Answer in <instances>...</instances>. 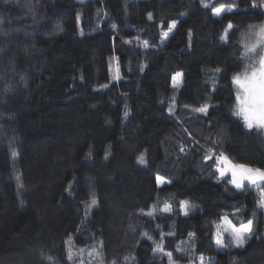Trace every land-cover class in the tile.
Instances as JSON below:
<instances>
[{
  "label": "trees",
  "instance_id": "trees-1",
  "mask_svg": "<svg viewBox=\"0 0 264 264\" xmlns=\"http://www.w3.org/2000/svg\"><path fill=\"white\" fill-rule=\"evenodd\" d=\"M263 22L264 0H0V264H71V236L102 264H264V184L215 169L264 171L235 98Z\"/></svg>",
  "mask_w": 264,
  "mask_h": 264
},
{
  "label": "rangeland",
  "instance_id": "rangeland-1",
  "mask_svg": "<svg viewBox=\"0 0 264 264\" xmlns=\"http://www.w3.org/2000/svg\"><path fill=\"white\" fill-rule=\"evenodd\" d=\"M227 9L226 6H220L213 13L219 16ZM88 27L90 28L91 24ZM240 42L255 57L256 64L246 74L235 78L236 112L247 126L264 127V22L248 27ZM108 52L110 54L112 50L103 52V55ZM180 82L181 72H176L172 77V84L178 86ZM215 169L219 178L228 177L231 184L236 188H240L246 183L251 185L264 184V171L256 167L236 164L219 157ZM161 182V180L158 181L159 184ZM260 195V204L264 209V185L260 188ZM94 204L95 201L90 200L86 202L85 207L87 210H91ZM249 229V222L233 225L224 215L215 225L213 239L218 246H222L223 233L229 232L234 238V243L239 245L244 241ZM72 235H75V231ZM66 248L71 264H102L103 262L101 245L77 248L73 245L71 236L66 241Z\"/></svg>",
  "mask_w": 264,
  "mask_h": 264
}]
</instances>
